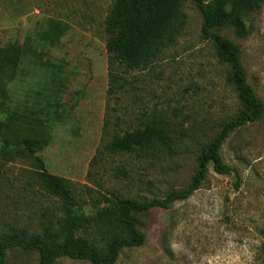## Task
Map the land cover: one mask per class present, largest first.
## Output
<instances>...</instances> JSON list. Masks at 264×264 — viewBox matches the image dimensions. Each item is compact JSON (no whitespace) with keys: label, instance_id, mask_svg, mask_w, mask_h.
<instances>
[{"label":"rangeland","instance_id":"obj_1","mask_svg":"<svg viewBox=\"0 0 264 264\" xmlns=\"http://www.w3.org/2000/svg\"><path fill=\"white\" fill-rule=\"evenodd\" d=\"M111 1L0 0V47L18 45L27 53L25 63H54L63 76L56 114L43 123L47 144L32 153L0 155V238L12 229L40 236L56 230L60 201L36 185V172L67 180L88 224L115 200H150L184 188L196 167V145L213 138L240 108L225 67L199 36L201 18L189 1L181 5L185 24L175 41L108 95L104 19ZM50 19L67 25L55 47L37 41ZM247 22L251 29L242 38L227 27L217 32L239 47L247 82L263 105L261 118L233 130L221 145L228 175L208 166L187 199L137 214L143 243L121 250L114 264H264V4ZM39 80L14 78L6 86L11 101ZM152 115L198 130L170 157L103 151L104 119L108 134H121ZM86 236L103 251L107 234L92 225ZM6 264L38 263L35 254L12 249ZM54 264L88 263L62 258Z\"/></svg>","mask_w":264,"mask_h":264},{"label":"trees","instance_id":"obj_2","mask_svg":"<svg viewBox=\"0 0 264 264\" xmlns=\"http://www.w3.org/2000/svg\"><path fill=\"white\" fill-rule=\"evenodd\" d=\"M186 1L199 14V36L211 45L217 62L225 67L224 79L233 89L240 106L235 116L220 125L213 138L196 145L199 146L196 167L187 185L150 200H115L108 211H101L93 223L88 224L78 212L81 208L79 200L69 182L36 172L33 178L36 185L47 196L60 201L61 216L56 221L57 228L54 232L46 231L43 236L22 229H12L2 235L0 264H6V253L12 249L35 254L38 264H54L62 258L88 264H114L121 250L139 247L143 243L144 235L136 226L137 214L167 209L174 202L187 199L202 184L208 166L218 175L230 173V167L219 154L221 145L233 130L259 120L263 105L247 82L239 47L222 37L217 29L227 27L238 38L246 36L251 29L247 21L261 8L264 0H112L104 19L107 94L111 96L121 91L131 71L149 67L164 48L175 41L185 24L181 5ZM66 29V24L50 19L37 41L55 47ZM26 57V51L18 45L0 47V112L4 113L0 121L1 156L32 153L45 146L48 135L43 123L56 114L63 79L60 67L50 62L41 64L37 55V60H33L38 64H27ZM24 75L37 76L39 83L21 99L11 101L6 86L14 78ZM192 124L180 129L169 118L152 115L121 134H108L104 119L103 151L111 155L170 157L182 148L183 140H192V133L198 130ZM19 147L21 151L16 150ZM92 225L107 234L103 251L92 244V237L86 236Z\"/></svg>","mask_w":264,"mask_h":264}]
</instances>
